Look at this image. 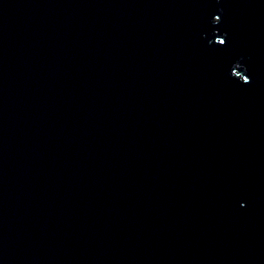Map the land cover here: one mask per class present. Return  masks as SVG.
<instances>
[{"label":"water","instance_id":"obj_1","mask_svg":"<svg viewBox=\"0 0 264 264\" xmlns=\"http://www.w3.org/2000/svg\"><path fill=\"white\" fill-rule=\"evenodd\" d=\"M0 264H264V0H0Z\"/></svg>","mask_w":264,"mask_h":264},{"label":"snow or ice","instance_id":"obj_2","mask_svg":"<svg viewBox=\"0 0 264 264\" xmlns=\"http://www.w3.org/2000/svg\"><path fill=\"white\" fill-rule=\"evenodd\" d=\"M216 20H217V23L220 22V18L219 17H216ZM219 44L220 45H225V41L224 40H220L219 41ZM245 83H248L247 79H245ZM241 206H243V205H241Z\"/></svg>","mask_w":264,"mask_h":264}]
</instances>
